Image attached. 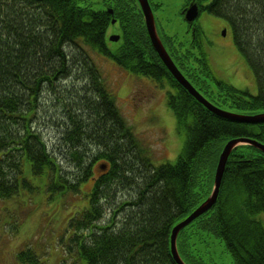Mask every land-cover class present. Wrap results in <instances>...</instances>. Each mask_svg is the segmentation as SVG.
Returning <instances> with one entry per match:
<instances>
[{
    "label": "trees",
    "instance_id": "16d2710c",
    "mask_svg": "<svg viewBox=\"0 0 264 264\" xmlns=\"http://www.w3.org/2000/svg\"><path fill=\"white\" fill-rule=\"evenodd\" d=\"M78 1L0 0V197L29 187L27 169L32 178H45L50 196L80 194V211L67 223L71 264H176L171 228L211 193L228 140L264 145V121L237 122L198 103L151 46L137 0H110L97 11ZM191 2L228 21L257 94L214 80L199 55L188 49L178 54L174 38L166 36L168 46L161 42L173 62L218 108L264 112V0H185L183 8ZM109 27L119 29L114 51L106 42ZM87 47L130 73L168 83L167 106L184 135L174 162L152 163L119 115ZM89 180L85 193L81 185ZM260 214L264 152L241 144L227 158L215 203L180 229L175 240L181 260L209 264L196 249L206 233L223 242L233 264H264ZM17 256L23 264L43 262L30 248Z\"/></svg>",
    "mask_w": 264,
    "mask_h": 264
},
{
    "label": "rangeland",
    "instance_id": "374dc122",
    "mask_svg": "<svg viewBox=\"0 0 264 264\" xmlns=\"http://www.w3.org/2000/svg\"><path fill=\"white\" fill-rule=\"evenodd\" d=\"M107 1L110 0H79L78 4L97 11L106 9ZM148 1L156 31L166 46L164 37H173L177 53L188 49L196 57L199 55L214 80L246 90L252 95L257 94L254 73L245 57L236 49L233 31L226 19L200 11L190 25L182 14L185 0ZM110 35H117V41L109 40ZM119 39V29L109 27L106 42L110 51L116 50ZM192 39L195 44L191 43ZM179 43H182V47H179ZM86 49L119 115L139 145L151 155L152 163L174 162L183 146L184 135L176 125L175 114L167 106L168 83L130 73L110 57L89 47ZM193 64L196 68L201 67L197 62ZM211 87L214 88V84ZM99 171L95 169L94 175ZM24 174L28 188L20 187L15 195L0 197V264H23L17 254L26 248H30L43 261L42 264H71V258L65 251L70 234L67 223L75 212L80 211V194L67 192L62 196H50L45 187V178H32L28 169ZM91 184L90 180L82 184V190H90ZM259 217L264 224V214ZM201 234L196 249L202 259L209 264H233L230 253L220 239Z\"/></svg>",
    "mask_w": 264,
    "mask_h": 264
},
{
    "label": "water",
    "instance_id": "95a60500",
    "mask_svg": "<svg viewBox=\"0 0 264 264\" xmlns=\"http://www.w3.org/2000/svg\"><path fill=\"white\" fill-rule=\"evenodd\" d=\"M138 4L140 6V12H142L145 28L147 31V35L149 37L151 46L155 50L156 54L160 58L161 62L164 64L168 72L174 77V79L193 97L195 100L198 101V103L202 104L205 108H207L209 111L213 113H217V115L228 118L230 120H236L238 121H246V122H259L264 121V112H261L259 114L254 115H242L237 114L234 112H226L223 109L218 108L217 106L210 103L197 89L194 88V86L187 80V78L181 73V71L178 69V67L175 65L169 54L167 53L164 45L162 44L160 37L156 31L155 22L151 6L149 4L148 0H137ZM112 12V11H110ZM199 12L198 5L196 3H189L184 9H182V14L184 16V19L188 22V24H192L194 19L197 18ZM114 23V20L111 21ZM225 31V30H224ZM224 33V32H223ZM118 36L117 35H110L109 40L111 41H117ZM241 144H249L257 149H259L261 152H264V145L252 140L250 138H233L231 140H228L221 152L218 155V161L214 172V179H213V187L211 190V193L209 196L202 201L196 208H194L186 217H184L182 220L177 222L170 230L169 235V247H170V253L173 257V261L176 262V264H185L177 251L176 247V238L180 231V229L187 226L189 223H191L193 220H195L197 217L201 216L203 213H205L207 210H209L212 205L215 203L219 187L222 179V174L224 172V167L227 161V158L231 151L238 145Z\"/></svg>",
    "mask_w": 264,
    "mask_h": 264
}]
</instances>
